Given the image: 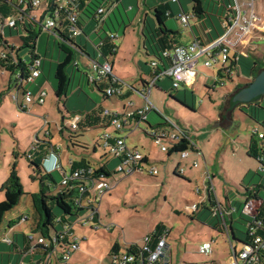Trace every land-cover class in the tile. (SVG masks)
Masks as SVG:
<instances>
[{
	"label": "rangeland",
	"instance_id": "1",
	"mask_svg": "<svg viewBox=\"0 0 264 264\" xmlns=\"http://www.w3.org/2000/svg\"><path fill=\"white\" fill-rule=\"evenodd\" d=\"M101 2L109 10L108 14H111V19H108L106 26L118 33V38L115 40L118 46L117 52L115 54L106 52V57L111 62H115V70L119 69L123 73V82L134 84L141 91L143 87L139 78L140 72L146 78L151 79L152 49L146 40L148 36L150 37L151 29L159 26L154 8L161 6L160 8L164 9L166 2L174 6L177 5L180 11L182 7L178 1L173 2L172 0H121L117 4H113L112 0H101ZM181 2L187 12L193 11V0H181ZM203 5L206 11L202 16L203 21L207 22L210 28H213L215 24L222 33L224 31V17H220L223 16L222 8L214 0H203ZM258 9L261 13L264 12V0H259ZM42 13L39 12L40 16ZM175 18L169 17L166 21H169L170 27L175 31L174 34L177 37H182L183 41L188 40L191 34L189 25L183 26L181 23H176L177 19ZM194 19L195 17L191 23ZM146 20L148 27L144 32ZM87 24L85 25L86 30L91 32V27ZM18 27L24 35L25 31L20 23ZM18 27L6 28V38L10 44L15 45L16 49L21 48L23 44ZM34 29L39 34L34 50L43 58V71L36 83H30L27 87L35 92L40 88H45L48 91L45 103L25 105L20 108L12 98L15 91H10L9 88L10 80L14 79V75L8 70L2 74L3 68L0 66V93L6 97L10 104L14 105L20 114L15 116L9 112L3 118L4 122L0 119V200L5 198L1 186L7 179L14 161L17 162L25 192L19 204L7 213L0 227V234L4 227H7V218L18 214L19 216L13 217L12 221L13 224H16L20 214L23 216L32 215L33 205L30 192L40 191L42 188L49 194H57L64 189L61 184L62 176L58 171L53 172L54 178H44V184L40 179L33 180L30 177L33 168L28 155L30 153L34 155L36 151L34 145L37 142L40 144L50 140L53 144L62 146L66 157L81 159L85 156L93 165L108 162L110 168L114 169L119 163L118 159L106 153L97 140L104 131H114V127L106 128L97 125L89 129L74 130L70 123L73 119L72 114L76 112L93 109L121 112L123 110L122 101L117 96L104 97L103 92L95 84L88 82L86 73L89 70L88 64L91 59L74 44L39 26H35ZM145 41L148 49L144 44ZM256 44L253 54L264 61V39L259 40ZM91 45L95 46L92 41ZM20 51L21 56L27 61L30 60L29 47L21 48ZM68 51H72L75 55L67 66L71 75V84L67 95L59 99L55 92L58 84L56 69L58 64L66 59ZM240 63L243 67L242 71L234 74L232 78L223 73V77L218 78L216 85L209 86L211 88H206L209 78L215 80L211 71L217 73L220 68L217 66L212 69L206 68L203 66L202 60L198 64L196 81L191 86H181L177 91L172 89V81L166 76L157 82L156 87L149 95L150 102L155 105L157 110L154 109L148 113L149 119L142 121L128 135L127 143L128 145H137L147 154L151 162L148 167L155 166L159 171L158 175L156 177L149 176L150 174L146 170L129 176L116 173L115 189L107 192L101 202V226L96 228V222L85 221L84 218L88 215V211L82 212L79 217L71 218L74 234L81 239V246L72 259L63 264H110L109 251L114 240H119L120 243L123 240L143 243V237L148 232H152L159 224L169 230L167 242L172 249L173 263L179 264L182 261L183 264H229L232 255L230 242L223 230H219L221 218L213 215L211 203H205L207 206L204 207L200 204L199 210L193 214L188 212L185 205L201 201L195 188H204L202 172L206 168H209L213 174L217 194L224 208H226V195L238 203L244 202V197L240 195L243 193L240 192H246V188L250 187L257 188L258 196L264 200V176L260 172L257 159L248 155L252 131L254 129L264 130V99L251 106L244 104L243 109L236 108L230 123L223 126L214 125L220 120L219 113L224 98L234 93L235 87L243 86L248 82L249 62L243 58ZM124 89H127V86L124 85ZM132 91L133 102L136 105H144L145 101L141 94L135 90ZM185 98L188 105H194V110L178 100L183 101ZM19 99L20 104H23L22 92L19 93ZM124 102L128 109L129 100ZM159 112L165 118L187 128L191 137L193 134L200 135L206 132L205 141L200 136L198 139L205 150L208 166H204L205 163L200 157L190 161V158H182L178 153L170 155L161 150L160 145L148 134L151 125L164 123L165 118L161 117ZM250 113H255L256 118L251 117ZM63 117H65L64 121ZM75 134L78 135L71 138L73 144L70 145L69 136ZM207 140L209 143L207 147H204ZM194 142L196 145L198 144L195 140ZM69 145L71 149L68 147ZM180 161H189L187 165L184 163L183 166L185 170L189 169L193 172L192 180L175 174ZM195 161L200 163L199 167L193 166ZM6 174L7 176H5ZM45 174L43 171V175ZM110 181L113 180L110 178ZM238 193L240 194L237 195ZM50 204L55 216L62 215L61 209L54 202ZM78 219L81 221L76 223ZM30 224L31 217L21 222L15 232H20L21 236L30 234ZM108 224H113L112 231L105 227ZM236 228L240 235H244L246 227L243 222H236ZM54 232L55 230L51 227L50 233ZM33 235L37 239L38 233H33ZM205 241L212 242L213 252L210 255L202 254L198 250ZM233 242L238 250L241 249L242 245L237 240L233 239ZM4 243L7 245L8 242L3 241ZM11 254L16 255L14 251H11ZM53 261V264H62L55 263V257H53ZM7 263L6 259L4 264Z\"/></svg>",
	"mask_w": 264,
	"mask_h": 264
},
{
	"label": "built area",
	"instance_id": "2",
	"mask_svg": "<svg viewBox=\"0 0 264 264\" xmlns=\"http://www.w3.org/2000/svg\"><path fill=\"white\" fill-rule=\"evenodd\" d=\"M77 0H7V2L15 6L17 12L13 14H5L0 10V34L4 38L0 42V66H2V74L5 71H10L14 75L11 83V90L15 92L12 98L17 102L20 108L25 105L38 104L42 105L46 101L48 91L45 88H40L36 92L27 88V84L33 82L42 73L41 56H31L30 60L21 56V48L16 49L14 44H10L6 38V28L18 27V24L26 21L34 26H39L42 29L54 32L62 37L59 33V28L65 23V28L71 37H76L82 33V27L79 24V15L77 12ZM174 2L180 0H172ZM220 1V0H216ZM259 0H229V12L225 19H223L224 31L209 43H203L199 39H194L190 43L179 44L174 46L170 51H165L164 55L171 60L170 66L161 71L149 81L145 87L139 91L144 98V105L136 108L132 102H129V108L123 109V116H118L116 111L112 112L105 109L106 114H114L111 119V124L114 129L123 131L122 135H116L112 132H103L102 145L114 156L123 157L122 162L116 167V173L123 175H132L136 172L146 170L151 175H158L159 171L155 166L148 167L151 162L143 161L147 155L136 146L128 145L127 138L142 121H146L147 114L156 109L155 105L150 102L149 95L152 92L153 86L159 79L165 76L170 77L172 87L178 90L181 86H191L198 74V64L202 60L204 67L212 69L217 66L220 68L218 72L227 74L231 78L233 75L239 73L237 66L238 61L243 57H248L255 50L259 40L264 39V12L261 13L258 9ZM105 5H100L96 12L95 18L101 23L105 18L107 12ZM39 12H43L40 16ZM195 17L193 11L187 12L185 10L179 12L178 20L183 26L191 24V20ZM19 28V27H18ZM63 31V30H62ZM63 38V37H62ZM118 38V33L108 32L106 39H101L96 44V55H102L100 48L105 41H114ZM66 40V39H65ZM74 44L72 41H69ZM75 45V44H74ZM76 46V45H75ZM77 47V46H76ZM87 57L91 59L88 64L87 77L90 83L96 84V81L109 77L111 85L105 90V95H121L124 85L127 83L119 79L112 71V62L106 57L104 60L92 58L86 51L77 47ZM151 67L153 69L157 66V61L151 59ZM24 65L26 67L27 76H24V70L20 69ZM13 69L14 71H11ZM217 75V73H216ZM218 76H215V79ZM222 77V76H219ZM218 77V78H219ZM114 84V85H113ZM22 92L24 103L20 104L19 93ZM157 110V109H156ZM71 127L77 128V122L81 115L72 114ZM150 137L157 142L162 151L169 152L181 142L183 137L187 136V130L180 125L174 123L172 120L165 118L164 124L152 127L148 131ZM258 135L263 138L261 142L264 148V131H259ZM189 136V135H188ZM188 148L178 152L182 158L188 157L191 153L197 152L201 154L198 145L189 136ZM54 157L55 161L51 164L49 169H56L62 176L61 184L69 185L71 180L80 177L84 170L77 169L71 172L59 159L58 154L51 152L46 157V162ZM178 166L180 173L185 172V167L181 164ZM194 167L199 166L198 161L193 163ZM178 168L176 170H178ZM260 172L264 176V158L259 163ZM204 188H195V192L201 197L200 202H193L185 205L189 213H194L199 210V205L205 204L207 201L211 203L213 215L221 218L223 230L227 233L230 241L229 229L226 224L225 214L227 209L224 208L214 184L213 175L209 168L204 170L202 175ZM114 185L109 178H98L82 182L78 185L77 195L75 197L76 203L79 207L88 211V215L84 218L86 222H96L95 226H101L100 216L98 221H95V216L100 214V205L104 195L109 192ZM253 191V190H252ZM264 200L258 194L248 193L245 196L243 213L251 219L248 226L251 224V233L255 236L254 242L246 244L242 249L235 250L230 241L232 255L229 264H253L256 261V254L260 248L264 247ZM27 216H23L22 220H26ZM81 221V220H80ZM85 222V223H86ZM111 229L113 224L105 226ZM68 225L64 227L68 231V241H63V233H50L49 237L39 236L36 244L44 246L40 252L42 256L35 255V245H33L28 252H26L17 264H27L25 257L27 255L34 256V264H53V257L61 263H67L71 260L73 254L80 248V238L73 232H70ZM168 229L163 230L162 237L155 246L150 245L151 235L148 233L143 237V243L137 249L134 242L125 243L124 249L120 248L111 253V264H174L171 257V248L167 242ZM34 235L30 234L32 238ZM3 241L10 242L11 239L5 236ZM52 247V248H51ZM133 247V250H129ZM51 248V249H49ZM199 252L210 255L213 252L212 242L205 241L199 247ZM35 256H38L35 259Z\"/></svg>",
	"mask_w": 264,
	"mask_h": 264
},
{
	"label": "trees",
	"instance_id": "3",
	"mask_svg": "<svg viewBox=\"0 0 264 264\" xmlns=\"http://www.w3.org/2000/svg\"><path fill=\"white\" fill-rule=\"evenodd\" d=\"M120 1L121 0H112V3H117ZM214 1H216V0H214ZM216 2L219 4V6L223 10V14H222L223 16H220V17L221 18L224 17L223 19H225L228 15V12H229V8H228L229 0H220V1H216ZM98 3H100V4H98ZM102 4L103 3L101 2V0H77L76 1L77 12H78L79 21H80L79 24L82 27V30L84 29L83 26H84L85 21L86 22H92V21L95 22L96 21L95 12H96L97 8ZM168 4H169L168 2H166L164 4V9L160 8L161 6H155L154 14L158 20L159 26L156 28H153V30L151 29L150 37L148 36L147 40H146L149 43L150 48L152 49V54H151L152 56L151 57L157 61L156 68L153 69L151 67V79L153 77H155L157 74H159L161 71L165 70L167 67L170 66L171 60L169 57L164 55V52L172 50L174 48V46H176V45L183 44V43L177 42L175 40V38H176L175 37L176 34H174L175 31L170 29L166 24V20L169 17H173L172 11L170 10ZM15 9H16L15 6H13L12 4L10 6V4L7 2V0H0V10L3 11L5 14L9 15V14H13V13L17 12V10H15ZM192 10L195 13V17L202 18L203 14L206 13L205 7L203 5V0H193ZM20 24L22 25V28L25 31L24 35L21 34V38L23 40V44H22L21 48L29 47L31 56H34V57L40 56L34 50L36 48V41H37V37L39 35L38 32L34 29L35 26L31 23H27L26 21H24V22L20 21ZM64 25H65V23L62 26H64ZM189 26H191V24ZM147 27H148V25H147V20H146L145 29H143L144 32H145ZM59 33L66 40L73 42L69 32L65 33V30L62 31L59 29ZM202 33H203L202 36H200V37L196 36L195 39H199L203 43H209L212 40H214L216 37H218L221 34V31L214 24L213 28H209V26H204L202 29ZM3 39L4 38L0 34V42ZM105 39L106 38H104V40ZM146 41H145V43H146ZM74 44L77 47L84 49L83 46L76 44V43H74ZM146 48L148 49L147 44H146ZM116 49H117V46L114 43H112L110 41H105V43L100 48V51L102 52V55L104 54V51L115 54ZM88 54L90 56H92L90 53H88ZM73 58H74V53L72 51H68L66 59L63 62H60L57 66L56 78L58 80V84H57V87L55 89V92H56V95L59 99L65 95H67L69 86L71 84V75L68 72L67 66L71 62V60H73ZM92 58H95V56H92ZM243 58H244V60L247 59L249 62V64H248V67H249L248 76L249 77L247 80L249 83L256 77V75L259 73V71L264 67V61L261 60L260 58H258L257 56H255L253 53H251L250 56L243 57ZM243 58H241L237 63V66H238L240 71H242V68H243L241 63H240ZM20 69H23L25 71L24 76L26 77L27 76L26 70H28V69H26V67L24 65H22V67ZM10 70L14 71L13 69H10ZM3 74H5V73H3ZM213 76L214 77L215 76H218V77L222 76L223 77L221 72H217V75L214 74ZM218 77H216V79L213 80V82L211 84H207L206 88H211L209 86L212 84L216 85L218 82ZM167 78H170V77H167ZM162 79H164V78H162ZM162 79H159V80H162ZM11 83H12V81L10 80V85H9L10 90H11ZM111 83H112L111 79L109 77H107L105 79H101V80L96 81L95 85L103 92L104 97H107L105 95V90L109 85H111ZM141 83L146 85L148 83V81L147 80L144 81L141 79ZM221 83H223V82H221ZM156 84L153 86V88L156 87ZM241 86L242 85H238L237 87H235L236 90L239 89ZM153 88H152V90H153ZM172 89H175V88L172 87ZM124 94L125 93H123L122 95H124ZM111 96H117L118 97L120 95H111ZM111 96H108V97H111ZM2 97H3V94L0 93V98H2ZM261 99H264V95L257 97L254 101L247 103V104H250V106H251L253 103H258L259 100H261ZM178 100L181 103H183L185 106L194 110V108H195L194 105H191V106L188 105L186 99H183V101L180 99H178ZM238 107L243 109L244 103H239V102L234 101L233 96L232 97H225L224 102L221 106V120L226 118V115H227L226 113H228L230 118H232L233 117V111ZM76 113L77 114L80 113L81 117L77 122V128L71 127L74 130H78L79 128L80 129H83V128L89 129V128H92V127L97 126V125L98 126L102 125L106 128L113 127L111 124V119L113 118L114 114H111V115L106 114L105 109H98V110L93 109L90 111L87 110V111H81V112H76ZM159 114L161 115V117H164L160 112H159ZM250 114H251V117H253L254 119L256 118L255 113H250ZM118 116H123V111L121 112V114L118 113ZM151 127H153V126H151ZM259 131H261V130L254 129L252 131V134H251V137L249 140L248 155L257 159V161L259 163H261L262 158H264V148L261 145L263 138H260L258 135ZM104 132H108V131H104ZM112 133H114L116 135H122L123 131L121 132V131H118L115 129L114 131H112ZM76 135H78V134L69 136V138L71 139L73 137H77ZM185 135H187V136L183 137L181 142L179 144H177V146L175 148H173L169 151V154H171L173 152H181L182 150H185L188 148V145L190 143L188 137L191 135L189 132L185 133ZM97 140L100 142V145L106 151V153H108L109 155H112V157L119 160V163L117 164V166H118L122 162L121 159L123 157L114 156L102 145L101 134L97 138ZM72 144L73 143H72V139H71L70 145H72ZM70 145L68 146L69 148H70ZM34 148L36 149L34 155L31 153H30V155H28V157L30 159L31 166L33 168V172L30 174V177L33 180L40 179L41 182L44 184V178H46V177L54 178L53 172L58 171L56 169L46 168V165H45L47 163L46 157L51 152L58 154L60 147L56 144H53L52 141L47 140V141H43L40 144L37 142L36 145H34ZM15 154L17 155L16 152H15ZM143 161L144 162L145 161L150 162V159L148 157H146L145 159H143ZM181 164H182V162H181ZM63 166H65V165L63 164ZM69 167L70 168H67V167L66 168L69 169L71 172H73L74 170H77V169H81L84 171L80 175L79 178H77L75 180H71L69 185H63L62 184V186H64V189L61 192H59L57 194H49L44 189L41 188L40 191L29 193L31 196L32 205H33V217L31 219V224H30L31 225L30 226V228H31L30 234L33 235V233H38V237L39 236L49 237L50 228L52 227L55 230L54 233H56V232L57 233H59V232L63 233V235H64L63 241H65V242L68 241V231H65L64 227L68 225L69 227H71L70 232L74 233L73 222H72L71 218L73 216L79 217L82 212L87 211L86 209L79 207L78 204L76 203L75 197L77 195L78 185L81 184L82 182L89 181V180L91 181V180L103 178V177L109 178L112 176L113 173H116L115 172L116 167L114 169H111L108 162H104L103 164H101L99 166H93L89 163V160L85 157L81 158L78 163L73 162V161L70 162ZM43 171H45V173H46L45 175H43ZM178 171H179V168L175 174L182 176L183 173H180ZM149 176H155L156 177L157 175H151L150 174ZM1 189L4 192L5 198L0 201V227L3 224L7 213L12 211L19 204L22 195L25 193L23 183H22L21 178L19 176L16 161L13 162V164L10 168V173H9L7 179L3 182ZM250 192L258 194V190L255 187L246 188V194H248ZM51 202H54L61 209L62 215L55 216L54 211H53V207L50 204ZM204 205L205 204H203V206ZM263 208H264V203H263ZM191 214H193V213H191ZM99 216H100V214H97L95 216V219H96L95 221H98ZM236 221L237 222H239V221L243 222L245 224V227H246L244 235H240L236 226L231 225V229H233L234 236L230 235V231H229L230 241L232 243V247L235 250H238L236 244L234 245L233 239L237 240L242 245V247H241V249H242L246 244L253 243L255 236L251 233V228H250L251 224L248 226V223L251 221V219L249 217L241 214V216H239V218H237ZM79 222H80V219H78L76 223H79ZM218 227H219V230H222L223 224L219 223ZM164 229H165V226H163L162 224H159L155 227V229L152 232L149 233L151 235V241H150L151 246H155L158 243V241L162 237ZM30 234H23L24 235V244L21 246L17 245L14 242L13 238L11 239L10 242H8V244H10V245L13 244L12 247H14L15 251H17L21 257L26 252H28V250H30V248H32L34 244H36L37 239H35V236H33L31 238ZM167 237H168V235H167ZM134 243L136 244L134 246L135 249H137L139 246H141V243H139V242H134ZM121 244H122V246H125V243L122 242ZM34 248L36 251L35 255H38V256L43 255V254H41L42 252H40V250H42L44 248V246H42L40 244H36ZM51 248H49V249H51ZM118 249H120L118 242L113 243V245L111 246V249H110L109 256H111L112 252L117 251ZM129 250L132 251L133 247H131V249H129ZM33 261H34V259H33ZM18 262L19 261H17L16 263H11V264H17ZM32 262L30 263L27 261V264H34ZM253 264H264V247L260 248L259 251L257 252L256 261Z\"/></svg>",
	"mask_w": 264,
	"mask_h": 264
},
{
	"label": "crops",
	"instance_id": "4",
	"mask_svg": "<svg viewBox=\"0 0 264 264\" xmlns=\"http://www.w3.org/2000/svg\"><path fill=\"white\" fill-rule=\"evenodd\" d=\"M174 2V1H173ZM179 3H180V5H181V7H182V10L181 11H183V10H185L184 8H183V5H182V2H181V0L179 1ZM98 4H100V3H98ZM113 4H117V3H113ZM169 5V8H170V10L172 11V16L173 17H176L175 19H177L176 21V23H180V21L178 20V18H177V15L179 14V12H181L178 8H177V5L176 6H174V5H172V4H168ZM186 11V10H185ZM111 14L109 13L108 14V12H107V14H106V16H105V18L103 19V21L101 22V23H99L97 20L94 22V21H92V22H84V26H83V31H82V33L80 34V35H78V36H76V37H71L72 38V40L76 43V44H79V45H81V46H83V50L84 51H86V52H88V53H90L92 56H95V58H98L99 56L98 55H96V54H98L99 52L97 51V48H96V44H98V42L101 40V39H104V38H106L107 37V33L108 32H110V31H112V29H111V27H109V26H106V24H107V21H108V19H111ZM171 18V17H170ZM212 22L214 23V21L212 20ZM86 23H88L87 25L88 26H90L91 27V32H88L86 29ZM97 24V25H96ZM166 24H167V26L170 28V29H172V27H170V23H169V21H166ZM197 25H199V26H197ZM204 26H208V24H207V22L205 23L204 21H203V19L202 18H198L197 19V17H195V19L193 20V23H191V26H189L190 27V32H191V34H190V38L188 39V40H185V41H183L182 40V37H180L179 38V36L177 37V36H175L176 38H175V40L177 41V42H180V43H184V44H186V43H190L191 41H193L194 39H195V37L196 36H202L203 35V33H202V29H203V27ZM197 28H198V30H197ZM210 28V27H209ZM60 30H65V33H68V31L66 30V28H65V25L64 26H61L60 28H59ZM173 30V29H172ZM102 31H104V34H102ZM19 32H20V34H22L21 33V30H20V28H19ZM112 32H115V31H112ZM83 35H85V36H83ZM69 36V35H68ZM70 37V36H69ZM179 38V39H178ZM65 39V38H64ZM91 41L93 42V44H95V46L94 47H92V45H91ZM107 41V40H106ZM114 44L117 46V43H116V41H114ZM144 44L146 45V43L144 42ZM117 49H118V46H117ZM147 49V48H146ZM116 52H117V50H116ZM104 56H106L107 54H106V51H104V54H103ZM74 57H75V55H74ZM105 59V57H103V56H100V60H104ZM151 59H152V57H151ZM141 62V61H140ZM115 62L114 61H112V71H113V73L120 79L121 78V80H122V78H124L123 76V73L119 70V69H117V70H115L116 69V65L114 64ZM42 65H43V62H42ZM77 66H78V64H77ZM145 69V68H144ZM42 71H43V69H42ZM117 71V72H116ZM212 72V74H216V73H214L213 71H211ZM239 72H240V70H239ZM151 73V72H150ZM42 75V74H41ZM41 75L39 76V77H37L33 82L34 83H36V81L41 77ZM140 79H142V80H147L148 82L149 81H151L152 79H148V78H146L144 75H142V73L140 72V77H139ZM196 81V80H195ZM33 82H30V83H33ZM89 82V81H88ZM158 82V81H157ZM213 82V80H211V78H209V82L207 83V84H211ZM30 83H28L27 85H29ZM127 83V82H126ZM127 89H123V92H122V94L123 93H125L124 95H120V96H118V99H120L121 101H122V103H123V109H125L126 108V105H125V100H129V102H132L133 104H134V106L136 107V108H139V107H142V105L143 104H141V105H136L135 104V102H133V98H131V97H133V91L132 90H135V92H137V93H139V89H137L136 88V86L134 85V84H129V83H127ZM244 86H246V84L245 85H243V86H241V87H244ZM142 87L144 88L145 87V85L142 83ZM240 87V88H241ZM28 88V87H27ZM98 88V87H97ZM28 89H30V88H28ZM99 89V88H98ZM30 90H32V89H30ZM100 90V89H99ZM11 91V90H10ZM34 91V90H33ZM37 91V90H36ZM152 93V92H151ZM186 99V98H185ZM187 100V99H186ZM19 101H20V99H19ZM38 105V104H37ZM16 110V108L14 107V105H12V104H10L9 102H8V100L6 99V97L5 96H3L2 98H0V119L4 122V119L3 118H5V116L10 112V113H12V114H14L15 116H19L20 114L17 112V110ZM77 114V113H76ZM79 115H81L80 113H78ZM162 114V113H161ZM163 115V114H162ZM164 116V115H163ZM81 117V116H80ZM165 118V117H164ZM63 119V121H64V119H65V117H63L62 118ZM146 119H149V117H148V114H147V118ZM150 124V123H149ZM159 125H157V126H160V125H163L164 123H158ZM178 124V123H177ZM178 125H180V124H178ZM99 126H102V125H99ZM152 126V125H151ZM150 126V127H151ZM181 126V125H180ZM153 127H156V125L155 126H153ZM182 127V126H181ZM152 128V127H151ZM182 128H184V127H182ZM185 130H187V132H189V130L187 129V128H184ZM202 133V132H201ZM206 132H203L202 134H200V135H197V134H193V137H192V140L194 141H196L198 144V146H199V148H200V150L202 151L201 152V154L200 155H198L197 154V152H194V153H191L189 156H188V158H190V161H193V160H197V157H200V158H202L203 159V161H204V166L206 167V166H208V163H207V156H205L206 155V153H205V150L203 149V146H201V144L199 143V139L198 138H203V140L205 141V137H206ZM200 136V137H199ZM208 140H207V144L204 146V147H207V145H208ZM132 146H136L137 147V145H132ZM137 148H139V147H137ZM140 149V148H139ZM141 150V149H140ZM167 153H169V152H167ZM173 153H178V152H173ZM173 153H171L170 155H172ZM146 154V153H145ZM179 154V153H178ZM192 155H194V156H192ZM58 156H59V159H60V161L65 165V167H67V168H70L69 166H70V162H76V163H78L79 162V160L80 159H78V158H71V157H66V155L64 154V152L62 151V146L60 145V149H59V151H58ZM210 156H211V154H210ZM83 157H85V156H83ZM83 157H81V158H83ZM148 157V156H147ZM67 158V159H66ZM85 158H87V157H85ZM88 159V158H87ZM66 160H67V163H66ZM55 161V158L54 157H52L51 158V160L50 161H48L45 165H46V168H49L50 166H51V164L53 163ZM89 163L91 164V165H93V163H91V161L89 160ZM104 162H100L98 165H93V166H99V165H101V164H103ZM185 163V165H187L188 163H189V161H186V162H184V161H182V165ZM199 163V162H198ZM117 166V165H116ZM199 166H200V163H199ZM199 166H197V167H199ZM205 167H204V169H205ZM117 173H119V172H117ZM202 173H204V172H202ZM122 174V173H121ZM115 175H116V173H114V175L112 176V177H110L111 178V180H113L111 183L114 185V182L116 183V177H115ZM203 175V174H202ZM5 176H7V174L5 175ZM124 176H129V175H124ZM193 176V172L192 171H190L189 169H186L185 170V172H184V174L182 175V177H184V178H188L189 180H192V177ZM110 178H109V180H110ZM4 182V181H3ZM117 183H118V181H117ZM116 185V184H115ZM114 189H115V186L113 187ZM112 188V189H113ZM111 189V190H112ZM111 190L109 191V192H111ZM35 192H37V191H35ZM108 192V193H109ZM240 193H243V194H240ZM240 193H238L237 195H242L243 197H244V200H245V196H246V192H240ZM227 196V198H226V209H227V212H226V214H225V219H226V224H227V226H228V229H229V231H230V235H232V236H234V232H233V229H231V225H234V226H236V220H237V218H239V216H241V214L242 215H244V213H243V205H244V202H236L235 200L233 201L232 199H230V197H229V195H226ZM31 197V196H30ZM32 200V199H31ZM1 201V200H0ZM194 202H196V201H194ZM193 203V202H192ZM206 203H210L209 201H207ZM187 204H191V203H186V205ZM101 206V205H100ZM204 206H207V205H204ZM203 206V207H204ZM197 212V211H196ZM195 212V213H196ZM7 216V215H6ZM15 216H19L18 214H16V215H13L12 217H9V218H7V227H4V230H3V232H2V234H0V252H2L1 253V259H2V261H1V264H4V261L6 262V259H7V261H8V263L7 264H11V263H16L17 261H19L22 257H24V256H22V257H20V254L17 252V251H15V249H14V247L12 248V246H13V244L12 245H8V243H7V245L4 243L3 244V238L5 237V236H7L8 238H10V239H14V242L17 244V245H23L24 244V235L23 236H21L22 234H20V232H15L16 231V227L17 226H19V224L21 223V222H23V220H22V217H23V214H20V218H19V220H18V222L16 223V224H13L12 223V221H13V217H15ZM31 217V219H32V217H33V212H32V215L31 216H28L27 215V219L28 218H30ZM6 218V217H5ZM25 221V220H24ZM114 227V226H113ZM30 230H31V228H30ZM109 231H112V228H111V230L110 229H108ZM222 230H223V228H222ZM148 233H150V232H148ZM223 233L224 234H226V236H227V238H228V235H227V233L226 232H224L223 231ZM229 240V239H228ZM4 242H6V241H4ZM116 242H118V244H119V246H120V248H122L123 246H122V244L120 243V241L119 240H114L112 243H111V245H110V249H111V246L113 245V243H116ZM230 242V241H229ZM169 244V243H168ZM170 245V244H169ZM231 246V245H230ZM170 248H171V246H170ZM11 251H14L15 252V254L16 255H12L11 254ZM6 252V253H5ZM78 252V251H77ZM77 252H75L74 254H76ZM110 252V251H109ZM74 254H73V256H74ZM171 255H172V249H171ZM8 257V258H7ZM172 257V256H171ZM38 258V256H35V259H37ZM33 259H34V257L33 256H31V255H27L26 257H25V260L26 261H28V262H32L33 261ZM173 261V260H172ZM55 263H60L58 260H56V262ZM111 264V263H110ZM174 264H178V263H174ZM179 264H183L182 263V261H180L179 262Z\"/></svg>",
	"mask_w": 264,
	"mask_h": 264
},
{
	"label": "water",
	"instance_id": "5",
	"mask_svg": "<svg viewBox=\"0 0 264 264\" xmlns=\"http://www.w3.org/2000/svg\"><path fill=\"white\" fill-rule=\"evenodd\" d=\"M54 1V0H53ZM264 95V67L259 71L256 77L246 84V86L237 89L229 97L233 96V100L239 103L247 104L254 101L257 97ZM225 112V111H224ZM226 118L221 120V112L219 113L220 120L215 123V126H223L230 123L231 118L226 113Z\"/></svg>",
	"mask_w": 264,
	"mask_h": 264
},
{
	"label": "flooded vegetation",
	"instance_id": "6",
	"mask_svg": "<svg viewBox=\"0 0 264 264\" xmlns=\"http://www.w3.org/2000/svg\"><path fill=\"white\" fill-rule=\"evenodd\" d=\"M248 83V82H247Z\"/></svg>",
	"mask_w": 264,
	"mask_h": 264
}]
</instances>
